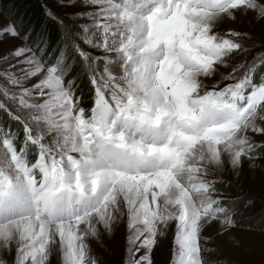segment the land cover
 Returning <instances> with one entry per match:
<instances>
[{"label": "snow or ice", "instance_id": "6c2138e0", "mask_svg": "<svg viewBox=\"0 0 264 264\" xmlns=\"http://www.w3.org/2000/svg\"><path fill=\"white\" fill-rule=\"evenodd\" d=\"M55 53L0 24V264H99L89 245L125 223L122 264H210L205 227L235 226L224 173L264 157V33L219 31L264 0H57ZM258 52H254L255 49ZM70 52V54H68ZM250 57V58H249ZM91 106H83L79 75Z\"/></svg>", "mask_w": 264, "mask_h": 264}, {"label": "rangeland", "instance_id": "374dc122", "mask_svg": "<svg viewBox=\"0 0 264 264\" xmlns=\"http://www.w3.org/2000/svg\"><path fill=\"white\" fill-rule=\"evenodd\" d=\"M48 6L59 15H64L65 10L57 6V0H48ZM255 15V12H248L246 16L238 15L235 21L225 20L219 31L224 32L231 28L241 33L247 32L252 34L258 44L261 34L264 33V22L255 20ZM9 19H14L19 27L32 32L27 22L11 8L0 4V24H7ZM32 37L40 39L34 34ZM18 44L19 40H5L0 46V52H6ZM56 51L57 49L53 53ZM258 51V48L254 50ZM79 92L83 94L80 89ZM83 101V106L90 108L91 103L87 101L86 96H83ZM255 139L258 142L264 140L262 137ZM224 178L226 183L217 184L219 194L225 198L227 204L233 205L232 202L238 200L237 204L242 206L235 208V226L227 232L222 233L220 225L216 222L205 227L203 235L209 238L207 247L213 250L210 255L205 254V259L210 264H264V157L253 163L245 160L238 175L226 171ZM226 188H231L234 192L225 191ZM174 235L175 221H172L165 234L158 237L157 246L153 250L154 264H170ZM125 237L126 226L122 222L111 234L101 228L98 238H90L92 254L99 264H122ZM6 259L11 264L12 256L8 255ZM50 264H60L58 252L50 258Z\"/></svg>", "mask_w": 264, "mask_h": 264}, {"label": "trees", "instance_id": "16d2710c", "mask_svg": "<svg viewBox=\"0 0 264 264\" xmlns=\"http://www.w3.org/2000/svg\"><path fill=\"white\" fill-rule=\"evenodd\" d=\"M0 4L8 6L23 21L27 22L32 30V34L47 41L50 45L49 51L54 52V50L60 47L63 38V28L54 19H50L45 14V5L48 6V0H0ZM74 67L76 68V71L73 75L80 76V79L78 80L79 89L85 94L82 95L86 96L87 101L92 103L90 85L80 68L76 65ZM225 191L234 192L231 188H226ZM232 203L235 208L242 206L240 203L237 204L238 200H235Z\"/></svg>", "mask_w": 264, "mask_h": 264}]
</instances>
